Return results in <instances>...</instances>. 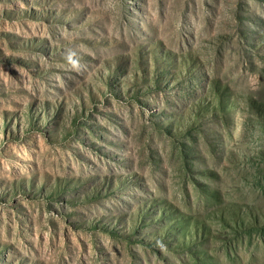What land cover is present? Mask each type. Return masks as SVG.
<instances>
[{
    "label": "rangeland",
    "instance_id": "obj_1",
    "mask_svg": "<svg viewBox=\"0 0 264 264\" xmlns=\"http://www.w3.org/2000/svg\"><path fill=\"white\" fill-rule=\"evenodd\" d=\"M0 264H264V0H0Z\"/></svg>",
    "mask_w": 264,
    "mask_h": 264
}]
</instances>
